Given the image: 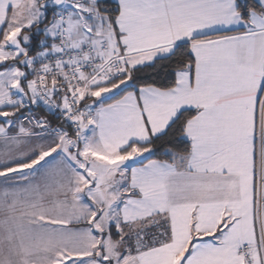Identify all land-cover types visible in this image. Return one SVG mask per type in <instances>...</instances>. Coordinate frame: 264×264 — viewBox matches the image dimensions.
<instances>
[{
  "label": "snow or ice",
  "instance_id": "snow-or-ice-1",
  "mask_svg": "<svg viewBox=\"0 0 264 264\" xmlns=\"http://www.w3.org/2000/svg\"><path fill=\"white\" fill-rule=\"evenodd\" d=\"M0 264H264V0H0Z\"/></svg>",
  "mask_w": 264,
  "mask_h": 264
}]
</instances>
